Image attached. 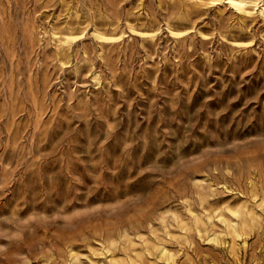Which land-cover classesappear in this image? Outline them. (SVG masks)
<instances>
[{
	"label": "rangeland",
	"instance_id": "1",
	"mask_svg": "<svg viewBox=\"0 0 264 264\" xmlns=\"http://www.w3.org/2000/svg\"><path fill=\"white\" fill-rule=\"evenodd\" d=\"M0 0V264H264V0Z\"/></svg>",
	"mask_w": 264,
	"mask_h": 264
},
{
	"label": "bare ground",
	"instance_id": "2",
	"mask_svg": "<svg viewBox=\"0 0 264 264\" xmlns=\"http://www.w3.org/2000/svg\"><path fill=\"white\" fill-rule=\"evenodd\" d=\"M227 4L236 9H243L247 5L246 0H225ZM261 13L264 14V4L262 5Z\"/></svg>",
	"mask_w": 264,
	"mask_h": 264
}]
</instances>
